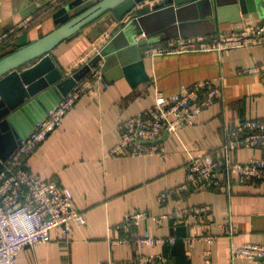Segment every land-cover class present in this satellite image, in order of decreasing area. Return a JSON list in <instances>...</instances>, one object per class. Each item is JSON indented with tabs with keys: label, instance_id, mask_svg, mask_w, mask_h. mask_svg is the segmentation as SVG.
I'll list each match as a JSON object with an SVG mask.
<instances>
[{
	"label": "crops",
	"instance_id": "0c3cea01",
	"mask_svg": "<svg viewBox=\"0 0 264 264\" xmlns=\"http://www.w3.org/2000/svg\"><path fill=\"white\" fill-rule=\"evenodd\" d=\"M67 1L70 0H0V32L24 17L32 18L31 25L12 39L6 51L54 29L57 25L52 13L60 3ZM163 1L150 6L140 3L133 12H146ZM263 3L254 1L247 14H241L239 8L220 6L215 13L219 19L215 24L186 33L214 29L216 35L236 33L247 19L264 24ZM104 18L62 41L52 51L65 74L77 70L75 62H87L113 36L120 21L115 17L106 21ZM144 49L146 46L142 48V55L148 80L132 85L116 71L110 75L111 80L104 76L108 86L102 80L92 82L66 114L62 126L28 159L27 166L31 170L70 188L76 205L85 214L86 223H73L67 241L58 239L53 231L50 241L21 249L17 254L18 264H102L110 258L130 259L134 256L133 245L111 244L110 238L121 234L113 226L127 212L138 209L147 210L151 216L171 214L160 222L151 216L142 221L141 231L176 239L173 245L146 247L147 254L163 253L174 264H264L261 259L234 258L231 254L232 244H264V181L248 182L234 176L236 182L231 191L177 190L186 182L185 166L189 160L203 154L221 157L226 134L237 120L242 117L264 119V72L240 71L264 59V44L221 52L154 55L146 54ZM91 72L84 81L92 79ZM206 79L221 89L220 102L205 108L195 123L169 135L165 157L109 154L118 141V125L124 118L153 105L159 92L170 95ZM253 156L264 157V147H242L234 154L240 162ZM168 190H172L171 194L160 202L159 194ZM203 206H209L210 213L183 211ZM229 226L235 230L231 236L227 233ZM201 235H217V239L187 241Z\"/></svg>",
	"mask_w": 264,
	"mask_h": 264
},
{
	"label": "built area",
	"instance_id": "2783aa9c",
	"mask_svg": "<svg viewBox=\"0 0 264 264\" xmlns=\"http://www.w3.org/2000/svg\"><path fill=\"white\" fill-rule=\"evenodd\" d=\"M154 2L159 3L160 0H143L138 4L150 6ZM31 23L32 18L24 17L7 30L0 32V50ZM253 44H264V24L247 19L236 33L171 38L148 44L144 50L150 55L221 52ZM85 62L86 60L75 63L80 67ZM102 66L101 62L98 63L90 73L92 79L78 81L73 89L50 109L47 116L36 123L34 129L17 146L0 170V264H18L17 254L21 249L33 248L37 243L50 241L53 231L56 232L58 239L67 241L70 239L73 223H86L85 214L76 205L70 188L57 179L44 178L34 172L27 166V161L50 134L62 126L66 114L88 91L92 82L102 80L104 85L108 86ZM240 71L264 72V59ZM220 94L221 89L210 79L183 87L170 95L159 92L153 105L131 117L124 118L119 123V138L109 154L112 156L158 154L165 157L168 136L182 126L195 123L198 115L205 108L220 102ZM242 147H264V119L242 117L237 120L226 134L220 150L221 157L214 158L210 154H203L189 160L185 166L186 182L177 190L231 191L233 183L236 182L234 176L248 182L264 181V157L253 156L246 162H240L234 158V154ZM171 191L161 192L158 200L166 201ZM183 211L210 213V208L209 206L192 207ZM149 216L151 214L147 210H131L113 226V229L121 234L110 238V243L133 245L134 256L124 260L110 258L102 264H174L163 253L144 252L146 247L176 243L175 237L155 236L149 231H141L142 221ZM151 217L160 222L171 217V214ZM234 232V227H230L227 231L230 236ZM195 239L213 241L217 239V235H201L188 238L187 241ZM231 254L234 258L245 257L264 261V244L253 242L232 244Z\"/></svg>",
	"mask_w": 264,
	"mask_h": 264
},
{
	"label": "water",
	"instance_id": "95a60500",
	"mask_svg": "<svg viewBox=\"0 0 264 264\" xmlns=\"http://www.w3.org/2000/svg\"><path fill=\"white\" fill-rule=\"evenodd\" d=\"M143 0H70L52 13L54 29L0 57V170L13 151L50 109L98 63L104 76H124L132 85L148 80L142 48L148 44L216 32L186 33L215 24L218 7L251 11L264 0H165L151 10L133 12ZM264 5V3H263ZM115 17L119 26L86 63L65 74L52 51L92 22ZM174 31V32H173ZM141 36V37H140Z\"/></svg>",
	"mask_w": 264,
	"mask_h": 264
},
{
	"label": "trees",
	"instance_id": "16d2710c",
	"mask_svg": "<svg viewBox=\"0 0 264 264\" xmlns=\"http://www.w3.org/2000/svg\"><path fill=\"white\" fill-rule=\"evenodd\" d=\"M16 47H18V46H15L14 48H16ZM14 48H13V49H14ZM13 49H11V50H9V51H6V47H5V48H2V49L0 50V57L3 56V55H5V54H7V53H9V52H11Z\"/></svg>",
	"mask_w": 264,
	"mask_h": 264
}]
</instances>
